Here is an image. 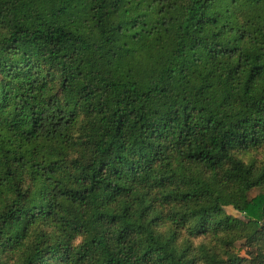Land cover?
I'll list each match as a JSON object with an SVG mask.
<instances>
[{
	"label": "trees",
	"instance_id": "trees-1",
	"mask_svg": "<svg viewBox=\"0 0 264 264\" xmlns=\"http://www.w3.org/2000/svg\"><path fill=\"white\" fill-rule=\"evenodd\" d=\"M0 264H264V0H0Z\"/></svg>",
	"mask_w": 264,
	"mask_h": 264
},
{
	"label": "rangeland",
	"instance_id": "rangeland-1",
	"mask_svg": "<svg viewBox=\"0 0 264 264\" xmlns=\"http://www.w3.org/2000/svg\"><path fill=\"white\" fill-rule=\"evenodd\" d=\"M257 194H258V191H254V192L252 193L251 196L254 197V196H256ZM226 211H227V213H228L229 215H232V216H235V217H239V218H240V215L237 214L235 211H233L231 208H227ZM241 255H242V257H244V258L247 256V255L245 254L244 251L241 253Z\"/></svg>",
	"mask_w": 264,
	"mask_h": 264
},
{
	"label": "clouds",
	"instance_id": "clouds-1",
	"mask_svg": "<svg viewBox=\"0 0 264 264\" xmlns=\"http://www.w3.org/2000/svg\"><path fill=\"white\" fill-rule=\"evenodd\" d=\"M5 199L7 200V197Z\"/></svg>",
	"mask_w": 264,
	"mask_h": 264
}]
</instances>
